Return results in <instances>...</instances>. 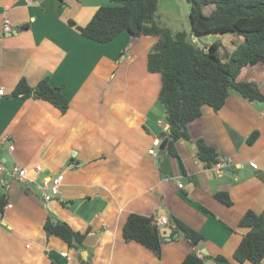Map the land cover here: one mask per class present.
<instances>
[{
  "label": "crops",
  "instance_id": "crops-1",
  "mask_svg": "<svg viewBox=\"0 0 264 264\" xmlns=\"http://www.w3.org/2000/svg\"><path fill=\"white\" fill-rule=\"evenodd\" d=\"M114 1L0 0V35L5 19L15 32L0 42L5 91L0 97V201L6 202L0 264L183 263L192 246L173 232L171 241L162 239L160 259L127 242L123 231L131 214L154 217L159 224L167 219L161 228H171V217L180 219L205 237L199 257L217 264L210 257L233 259L247 232L239 227L246 212L264 211V102L232 91L221 110L203 109L190 127L194 140L177 143V158L155 147L154 139L168 130L159 99L162 77L148 70L158 39L133 40L123 33L100 44L78 30ZM223 36L236 47L233 35ZM46 77L52 86L63 87L70 101L65 114L42 100L11 97L20 80L36 87ZM238 81L254 83L264 94V61L245 67ZM254 132L259 136L249 144ZM197 139L213 147L227 166L206 167L197 157ZM37 165L43 170L36 183L12 176L26 167L31 178ZM58 175L61 195L46 202L45 183ZM218 192L227 193L233 205L220 202ZM50 216L75 231H89L86 249L78 252L47 232Z\"/></svg>",
  "mask_w": 264,
  "mask_h": 264
},
{
  "label": "trees",
  "instance_id": "trees-1",
  "mask_svg": "<svg viewBox=\"0 0 264 264\" xmlns=\"http://www.w3.org/2000/svg\"><path fill=\"white\" fill-rule=\"evenodd\" d=\"M187 1L191 5L192 34L233 35L239 44L235 43L232 52L224 51L220 41L200 47L192 40V34L172 32L160 21L161 0H115L114 4L100 7L86 26L78 27L83 37L100 44L113 42L123 33H128L133 40L144 36L158 39L148 55V70L162 77L159 99L165 106L168 130L160 135V147L175 158L178 157V142L194 140L190 127L202 116L204 108L221 110L232 91L251 101L264 102V94L256 84L238 81L245 67L264 61V0ZM211 6L210 14H205V8ZM70 24L76 26L74 21ZM11 97L42 100L58 108L62 114L70 106L63 87L52 86L49 77L36 87H31L26 79L20 80ZM258 136L259 133L254 132L248 143L253 144ZM196 143L197 157L206 167L212 168L220 163L213 147L201 139ZM215 197L226 206L233 205L225 192H218ZM5 205V200H1L0 223ZM169 223L174 236L185 238L192 246L182 264H205V259L197 253L205 237L176 217H171ZM239 227L247 232L233 259L223 255L210 257L217 264H261L264 261V211L249 210ZM44 228L76 251L86 249L84 242L89 231H75L67 223L51 216ZM160 229L156 218L131 214L123 232L127 242L140 244L160 259L163 242ZM82 264L92 263L88 259Z\"/></svg>",
  "mask_w": 264,
  "mask_h": 264
},
{
  "label": "rangeland",
  "instance_id": "rangeland-1",
  "mask_svg": "<svg viewBox=\"0 0 264 264\" xmlns=\"http://www.w3.org/2000/svg\"><path fill=\"white\" fill-rule=\"evenodd\" d=\"M161 22L163 25L171 29L172 32L185 31L188 34H192V26L190 20L191 5L187 0H161ZM114 4V3H113ZM213 7H207L204 10L205 14H210ZM192 40L198 44H208L211 39L220 41L226 47L224 51L232 52L235 49L234 45L227 43L228 36L221 35H193ZM234 37V36H233ZM236 39V38H235ZM236 45H238V40H235ZM201 46V45H200Z\"/></svg>",
  "mask_w": 264,
  "mask_h": 264
},
{
  "label": "built area",
  "instance_id": "built-area-1",
  "mask_svg": "<svg viewBox=\"0 0 264 264\" xmlns=\"http://www.w3.org/2000/svg\"><path fill=\"white\" fill-rule=\"evenodd\" d=\"M13 28H12V24L10 22L9 19H5L4 21V27L3 30L1 32L0 35V42L1 39L4 38L6 36V34L12 32ZM5 95V91L3 88H0V97ZM153 144L155 147H159L161 146V140L160 138H156L153 141ZM11 149H14L13 146H11ZM151 155L153 156H157V151L156 150H152L151 151ZM219 168L221 167H225L227 166V162L223 161L220 164H218ZM251 166L253 168H257V164L256 163H251ZM43 170V167L41 165H37L34 167L33 169V177H28L29 174V170L26 167H18L16 168L13 172H12V176L17 180V181H26L29 183H36V179L38 178V176L41 175ZM62 182H63V178L62 175H58L55 178L51 179L50 181L45 183V189L48 190L49 192L44 193V200L46 202H50L53 201L54 199L58 198L61 195V186H62ZM7 181L5 179L1 180V184L2 185H6ZM180 188L183 187L182 184L179 185ZM160 224L162 225H168V221L165 218H161L160 219ZM199 253V251H198ZM61 255L63 257H68L67 253H61Z\"/></svg>",
  "mask_w": 264,
  "mask_h": 264
},
{
  "label": "water",
  "instance_id": "water-1",
  "mask_svg": "<svg viewBox=\"0 0 264 264\" xmlns=\"http://www.w3.org/2000/svg\"><path fill=\"white\" fill-rule=\"evenodd\" d=\"M15 32H11L9 33L10 35L14 34ZM7 35V34H6ZM161 232V236L163 238L164 241H171L172 237L171 234L173 232L172 228L168 227V226H164L163 228L160 229ZM87 252H83L82 256L86 258Z\"/></svg>",
  "mask_w": 264,
  "mask_h": 264
}]
</instances>
